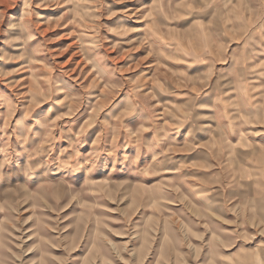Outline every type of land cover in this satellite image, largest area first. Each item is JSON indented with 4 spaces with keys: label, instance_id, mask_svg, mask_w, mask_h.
Returning <instances> with one entry per match:
<instances>
[{
    "label": "rangeland",
    "instance_id": "obj_1",
    "mask_svg": "<svg viewBox=\"0 0 264 264\" xmlns=\"http://www.w3.org/2000/svg\"><path fill=\"white\" fill-rule=\"evenodd\" d=\"M0 264H264V0H0Z\"/></svg>",
    "mask_w": 264,
    "mask_h": 264
}]
</instances>
